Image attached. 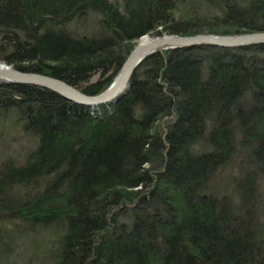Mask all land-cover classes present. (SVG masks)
I'll list each match as a JSON object with an SVG mask.
<instances>
[{"label":"trees","instance_id":"obj_1","mask_svg":"<svg viewBox=\"0 0 264 264\" xmlns=\"http://www.w3.org/2000/svg\"><path fill=\"white\" fill-rule=\"evenodd\" d=\"M257 31L264 0H0V61L89 95L141 36ZM18 125L6 254L32 235L41 264H264V44L154 53L113 104L0 81V132Z\"/></svg>","mask_w":264,"mask_h":264},{"label":"water","instance_id":"obj_2","mask_svg":"<svg viewBox=\"0 0 264 264\" xmlns=\"http://www.w3.org/2000/svg\"><path fill=\"white\" fill-rule=\"evenodd\" d=\"M261 42H264V32L261 31L226 36L200 33L186 36L161 35L151 37L148 42L138 43L129 52L113 81L104 90L94 95L86 94L58 78L41 73L17 70L5 63H0V81L28 83L48 88L80 104L90 106L113 104L128 90L130 77L136 68L153 53L165 49H176L199 44L233 47Z\"/></svg>","mask_w":264,"mask_h":264},{"label":"rangeland","instance_id":"obj_3","mask_svg":"<svg viewBox=\"0 0 264 264\" xmlns=\"http://www.w3.org/2000/svg\"><path fill=\"white\" fill-rule=\"evenodd\" d=\"M82 31V30H81ZM159 36V35H157ZM150 37V36H149ZM155 37V36H153ZM139 43L137 39L133 48ZM132 48V49H133ZM131 49V50H132ZM0 63H4L0 61ZM6 64V63H5ZM98 74L92 77V80L96 79ZM3 136L5 139V148L1 149L0 152V163L7 157L13 158L17 163H21L24 159L26 150L30 145H33L34 141H30L27 136L24 135L21 125L14 126L13 128L4 129L0 132V137ZM264 189V188H263ZM32 236V235H31ZM31 236H26L18 241L13 242L12 253L6 254L9 246H5L0 250V264H41L42 260L40 257L34 258L35 250L33 245L39 236H35L34 240ZM44 240H45V236ZM54 236L51 237L49 244L52 245ZM39 240H43L42 237ZM43 248V247H42ZM39 251V250H38ZM43 250L37 252V255H41ZM39 262V263H38Z\"/></svg>","mask_w":264,"mask_h":264},{"label":"bare ground","instance_id":"obj_4","mask_svg":"<svg viewBox=\"0 0 264 264\" xmlns=\"http://www.w3.org/2000/svg\"><path fill=\"white\" fill-rule=\"evenodd\" d=\"M222 36H226V35H222ZM151 39V37H149L148 35H145V36H142L140 39H139V43H144V42H148L149 40ZM256 44H264V42H261V43H253V44H249V45H256ZM199 45H203V44H199ZM204 45H213V44H204ZM249 45H243V46H218V47H230V48H235V47H244V46H249ZM196 46V45H195ZM214 46H217V45H214ZM191 47V46H189ZM181 48H187V47H181ZM178 49V48H176ZM166 50H171V49H165V50H162L160 52H157V53H162ZM154 54V53H153ZM152 55V54H151ZM134 73V72H133ZM131 78V77H130Z\"/></svg>","mask_w":264,"mask_h":264}]
</instances>
